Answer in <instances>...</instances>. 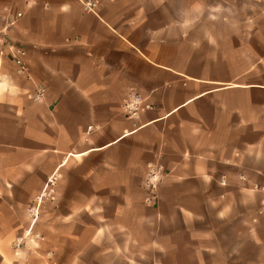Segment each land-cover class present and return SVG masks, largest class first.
<instances>
[{"label":"crops","instance_id":"crops-1","mask_svg":"<svg viewBox=\"0 0 264 264\" xmlns=\"http://www.w3.org/2000/svg\"><path fill=\"white\" fill-rule=\"evenodd\" d=\"M240 1L0 0V38L26 52L20 74L0 44V264H43L13 248L31 227L88 264H264V68L231 61L223 30Z\"/></svg>","mask_w":264,"mask_h":264},{"label":"rangeland","instance_id":"rangeland-1","mask_svg":"<svg viewBox=\"0 0 264 264\" xmlns=\"http://www.w3.org/2000/svg\"><path fill=\"white\" fill-rule=\"evenodd\" d=\"M234 20V27L223 29L225 33L237 35L241 41L239 43L240 51H238V55L232 57L233 59H231V61L235 64H239L240 69L242 70H247L250 64L254 66L253 70H258L260 67L264 68V0L240 1V4L237 5ZM254 36L257 37V42L252 40ZM250 55H252V57H250ZM37 204L38 203L34 205ZM39 216L40 205L38 204L37 218ZM37 221L38 219L33 224L37 223ZM19 237L23 239L19 251H21L28 243V249L32 254L36 255L43 264H88L86 254L80 253L76 250L71 241L61 240L58 242L55 238L50 242L52 244L51 247L42 251L41 246L47 241L48 236L38 233L31 227L29 232L27 231L24 235ZM85 238L86 236H83V239ZM104 241L105 238L102 236L100 243L103 245ZM96 254H99L97 261L104 264V258H106L105 252L98 251ZM144 255L145 257H148L151 254L145 252Z\"/></svg>","mask_w":264,"mask_h":264},{"label":"built area","instance_id":"built-area-1","mask_svg":"<svg viewBox=\"0 0 264 264\" xmlns=\"http://www.w3.org/2000/svg\"><path fill=\"white\" fill-rule=\"evenodd\" d=\"M34 0H27V3H33ZM94 3L86 2V7L89 10H92ZM2 11H4L8 16V23L11 25L15 22L16 19L20 18L22 16L21 12H13V9L10 6H3ZM0 44L3 46H6L11 54L12 60L16 66V70L20 74H24L26 72V65L24 62V57L26 55V52L23 48L17 46L16 44L7 41L5 38H0ZM45 92V88L43 86H38L35 93L30 95V98L33 100H42L43 94ZM124 110L126 114L129 117H137V113L140 110V107L138 106V101L136 99L131 98V100H125L124 102ZM166 175V170L164 166L161 163L152 162L147 165V169L145 172V176L143 179V189L146 192V197L144 199L145 203L153 204L157 200V191L158 186L161 183L162 179ZM242 180H244V176H240ZM220 183L222 185L225 184L224 178L220 179ZM248 189L260 192L262 194L261 200H260V210L259 212L261 214H264V186H259L257 184H254L253 186L248 187ZM50 199H53L54 196L51 194V192L48 194ZM38 214V204L32 205L28 209V215L31 218V224H33L37 219ZM30 230V229H29ZM28 230V232H29ZM37 236V235H36ZM22 238L18 237L16 238L13 248L15 252L17 253L22 244Z\"/></svg>","mask_w":264,"mask_h":264}]
</instances>
